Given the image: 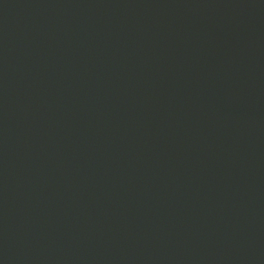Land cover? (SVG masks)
<instances>
[{
	"label": "water",
	"instance_id": "95a60500",
	"mask_svg": "<svg viewBox=\"0 0 264 264\" xmlns=\"http://www.w3.org/2000/svg\"><path fill=\"white\" fill-rule=\"evenodd\" d=\"M0 264H264V0H0Z\"/></svg>",
	"mask_w": 264,
	"mask_h": 264
}]
</instances>
